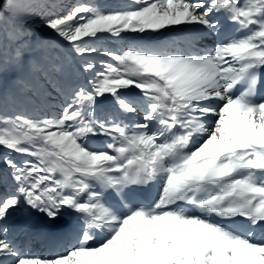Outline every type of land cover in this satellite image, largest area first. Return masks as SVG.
<instances>
[{"label":"rangeland","instance_id":"1","mask_svg":"<svg viewBox=\"0 0 264 264\" xmlns=\"http://www.w3.org/2000/svg\"><path fill=\"white\" fill-rule=\"evenodd\" d=\"M253 2L242 0L249 5L248 10L241 6L244 14L262 12L259 1ZM195 6L184 0H0V160L9 162L18 179H29L31 188L43 193L52 208L75 216L71 219L82 234L88 231L89 215L102 227L98 246H82L51 261L264 264V233L252 229L264 220V180L245 172L251 165L264 178V100L236 107L228 115L227 105H212L223 95L212 64L202 62L189 74L180 68L184 57L156 56L127 44L130 38L160 37L177 25L202 34L208 22L197 15ZM257 43H262L264 51V22L240 48ZM165 81L189 104L188 117L171 116L168 99L173 93ZM136 95L160 105L163 119L176 124L170 137L156 139V130L142 116L132 119L131 126H121L115 113L121 106L135 112ZM188 122L195 125L192 134H188ZM74 123L104 138L103 161L98 162L95 154L85 155L75 145L68 129ZM223 135L233 138L230 144L237 143L240 151L210 153L209 148L225 145ZM120 137L127 139L125 147L118 144ZM121 152L144 160L148 168L155 166L162 178L167 172L164 155H169L175 168L188 167L169 190L177 199L196 205L194 212L186 216L167 213L165 218L146 211L140 219L129 217L127 222L106 207L96 193L95 175L110 179L107 164ZM23 155L26 159L21 160ZM4 204L15 209L18 200L10 194ZM215 217L241 218V224L250 229L242 237L245 243L239 247L217 244L227 232L215 224Z\"/></svg>","mask_w":264,"mask_h":264},{"label":"bare ground","instance_id":"2","mask_svg":"<svg viewBox=\"0 0 264 264\" xmlns=\"http://www.w3.org/2000/svg\"><path fill=\"white\" fill-rule=\"evenodd\" d=\"M184 1H186L188 4H194L195 2L196 5L195 9H199L200 12L197 15L207 19L208 24L205 25L204 27L205 30H203L202 34L193 32L192 30L184 27L185 31L180 32L178 35L170 31L167 34H164L160 37L153 36L148 40L129 39L127 40L128 46L130 48L137 47V50H140L141 52H149L156 56H168L173 58H179L182 56L184 57V59L181 60L180 68H183V70L187 73L191 71L189 74L193 73V71L191 70L192 67L196 65H200V63L202 62L212 64L215 67L218 82L220 81V78L223 77L224 81L230 80V86H231L232 82H234L239 78L237 60L240 52L247 51L252 56L257 55L259 57L264 55V51L258 48L257 44L246 48L241 46L242 48H240L241 41H237L236 39V33L248 22L256 21L260 25L263 24L264 0H255V1H259V4L262 7V12L255 13L257 14V16H259V19L253 18L254 12L252 11H248L247 14H243V13L241 14L240 13L241 11L238 6V2L240 0H234L233 2H230L231 0H217V2L219 3L223 1L224 5H226L229 9L238 11L239 21L232 34L224 33L221 30V28L218 26L214 15L215 7L209 3V0H184ZM251 2H253V0H251ZM246 4L242 6V9L244 8L248 10L249 5L247 4L248 5L247 6ZM253 5L255 7L256 6L258 7V4L255 2H253ZM176 36H179V38L177 39ZM206 40H209L208 41L209 43H214L215 46L218 48V55L216 57V60H213L212 56L210 57L208 56V52L205 46L201 47L200 43ZM194 53H199V56L192 57L191 55H193ZM216 63H218L220 70H218V68L216 67ZM261 65L264 66V56L260 62V67L262 68ZM165 85L167 89H169L168 91L173 93V99H176L174 104L176 110L171 114V116L181 114L184 117H188L189 114L187 112L188 110L187 107L189 104L186 103L187 101L182 103L179 102L177 100L178 98L176 97V93L171 89L172 87L168 83V81H165ZM136 98L138 99V102L135 103V106L133 108L135 112L128 113L123 108H118L115 118H117L119 122L129 125L132 119L135 120V118L142 116L143 120L147 122V125H149L151 129H157L155 136L156 139L162 140V138L168 137L172 132V125L168 122L162 121L161 112L158 111L157 114H154V111L158 110L160 105H158L155 102L150 103L148 102L147 98L142 96H137ZM164 100H166V98H164ZM171 100H172L171 98L168 99V102L170 104H171ZM262 100H264V94L259 100V103ZM212 103L211 104L214 105V107L216 108H221L227 105L228 107L226 111L228 115L229 114L231 115V112L234 111L236 107L245 106V103L243 101L239 100L238 98H235L233 95L229 96L227 94L217 97V99L213 100ZM163 105L165 106L164 101H163ZM261 106L262 108H264V102L261 104ZM171 109L172 106L168 109V111H171ZM222 119L224 121V118ZM239 121L240 120H238V122ZM161 122L164 124L163 126H160ZM190 124L191 125H188V127L192 129V126L194 127L195 125L193 123ZM77 125L79 124L74 123L71 124L72 127L71 126L69 127V129L72 131L70 135L72 134V136H74L75 141L74 140L73 141L75 145L79 147V150L80 151L82 150L85 155L91 156L92 154H95L98 156V162L103 161L102 159L105 156L102 155L101 152L104 150L105 147L104 138L98 135L95 131L94 132L91 131L92 128L91 130L87 127L76 128ZM157 126L159 127V129L156 128ZM169 129L171 130L168 132ZM228 135H223L225 145L223 146L220 145L219 143L215 149L209 148L210 153L212 152L214 155H218V154L220 155L225 153L231 154L234 152L236 153V151L237 152L240 151V149H238V145H236L237 143L230 144L229 141H232L233 138L231 139V137ZM121 141L126 142L127 139L120 137L118 143H120ZM248 145L250 147H253L254 143L250 142ZM200 147H202V145ZM149 154L156 155L155 153H149ZM21 158H22L21 160H23L25 156L23 155V157ZM192 159L193 158H190L188 161H192ZM164 160L169 162V157L166 156L165 159H163L162 161L164 162ZM182 160L183 159H180V161ZM188 161L184 159V163ZM229 161L232 165L233 160H231L230 158ZM15 164L20 165L19 162H15ZM8 165L9 162H7V160H3V159L0 160V175L4 176L3 177L4 188L3 187L0 188V264H53V263L58 264V262L56 261L54 262L51 260H56L58 257L63 256L65 252L70 251L73 253L75 249L78 248L80 249V247L85 246L86 244L95 247L98 246V244L100 243V234L102 233V227L100 225L99 226L96 225L98 222L96 223L94 222V220L91 219L90 225L92 226L87 227L84 224L86 228H88V231L93 234L92 236L88 235L89 232L87 230L84 232V234H82L81 227L78 228L76 225L73 224L72 220L75 218V216L72 217L73 215H68V214L65 216V214H62L63 212H61V210L52 208V206L43 198L42 195L43 193L41 194L38 190L36 193L35 192L36 189L31 188V185L29 184V179H25V180L18 179L14 175V173H12ZM107 165L109 167L107 172L110 174L111 177L110 179L100 173L95 175L97 178L96 183L97 185L100 186L98 188V191L100 196H103L104 202L107 201L110 204H113L115 207H119L120 209L124 210L126 216L125 221H127L129 217H135L140 219L142 210L144 211L148 210L152 212L155 208H162L164 210L166 209L169 211L170 210L169 206H171L172 204H177L184 207L187 206L188 208L191 209L192 212L194 211V209H196V205L190 204L186 200L183 201L178 200L176 196L170 194V190H169V185L175 179H177L179 176L183 177L184 173L186 175L185 170H188V167L179 170L178 168H175V165H173L172 163L171 164L167 163L168 166V170L166 172L167 174H165L166 176L162 178L161 175L157 172L155 166H153L152 168H148L144 160L137 158L136 156L125 154L122 152L119 155L116 154L114 160L110 161ZM153 165L155 164L153 163ZM186 178L187 180L189 179L187 176ZM160 180L163 182L162 186L160 185ZM10 194L16 196L18 200L19 204L15 209L10 206L8 207L4 204L5 202L8 201V196ZM131 195H134L139 199L147 202L150 206L149 207L150 209H138V207H136L135 205H133V203H131L132 202ZM24 197L26 201H24ZM168 211H166L162 215L165 217ZM172 212H174V214L176 215H185L176 211H172ZM82 216L83 215L81 216L79 215V217ZM219 218L220 217H215V219H219ZM89 219H90V215H89ZM80 221L82 223V220ZM226 228H228L229 231H232L233 234L230 233L229 231H227V234H225L224 232L221 240H219L220 242L217 244L219 245L221 243L232 244V245H238L239 247L240 245L245 243V241H243L244 239L242 240V236H245L249 232V227H245V225L241 224V220L240 222H238L237 220H229ZM252 229H254V233H256L258 230H261L264 233V220L258 221V223L254 225V227H252ZM29 236L30 238L28 242L24 243L26 237ZM199 236H202V234L199 233ZM65 237H66L65 244L61 245L56 253L49 254L44 252V245L47 242H49L53 238L54 241L59 242L63 240ZM114 237L116 238V236ZM191 243L193 244V242ZM167 247L168 246H166V248ZM91 252L95 254V252L93 251ZM80 256L81 255H79V257Z\"/></svg>","mask_w":264,"mask_h":264}]
</instances>
